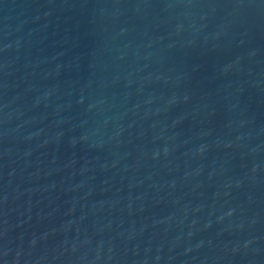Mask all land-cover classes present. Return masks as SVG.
<instances>
[{"label": "water", "instance_id": "water-1", "mask_svg": "<svg viewBox=\"0 0 264 264\" xmlns=\"http://www.w3.org/2000/svg\"><path fill=\"white\" fill-rule=\"evenodd\" d=\"M0 264H264V0H0Z\"/></svg>", "mask_w": 264, "mask_h": 264}]
</instances>
